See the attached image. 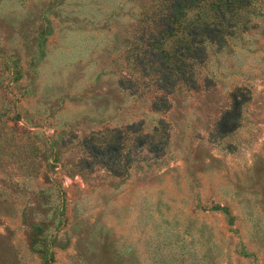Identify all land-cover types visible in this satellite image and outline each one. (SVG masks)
<instances>
[{
    "label": "rangeland",
    "instance_id": "1",
    "mask_svg": "<svg viewBox=\"0 0 264 264\" xmlns=\"http://www.w3.org/2000/svg\"><path fill=\"white\" fill-rule=\"evenodd\" d=\"M158 4L0 0V264H42L35 234L52 264H264V0H195L173 37L131 52ZM219 9L225 42L175 71L186 82L164 91L134 60L154 48L173 65ZM235 91L249 95L240 126L216 136ZM138 123L163 124V156L141 153L125 177L76 172L80 140Z\"/></svg>",
    "mask_w": 264,
    "mask_h": 264
},
{
    "label": "trees",
    "instance_id": "2",
    "mask_svg": "<svg viewBox=\"0 0 264 264\" xmlns=\"http://www.w3.org/2000/svg\"><path fill=\"white\" fill-rule=\"evenodd\" d=\"M195 0H158L157 7L151 9L144 18L145 26L141 28L132 38L134 42H137L134 50L140 49V44L147 42L153 43V47H160L163 42L173 37L178 31V22L181 17L184 16V9L189 8ZM244 7L251 5V0H237ZM228 3V2H226ZM220 10V9H219ZM219 12V11H218ZM221 12V10H220ZM233 12L231 13V15ZM218 20L211 23H192L186 30V39L190 44L189 48L184 45L176 47L173 53V65L166 63L162 56V53L158 55L154 49L150 51L152 56H155L153 63L145 61L144 57L140 56L137 52L134 56V60H137L145 71V66L150 65V70L158 72V82L164 91H169L176 84L186 82L187 78L179 77L183 74V69L188 65L187 60H193V64L203 59L205 52V44L208 42L215 43L219 46L224 44V35H226L227 27L230 25V18H225L223 12H221ZM229 15V17H231ZM225 25V26H224ZM160 56V57H158ZM182 71L179 76L174 75L175 71ZM148 73V70L146 71ZM175 76V77H174ZM128 80L127 83H122L124 86H131L133 88L134 83ZM127 87L126 89H131ZM232 105L229 110L221 116L215 127L216 136H223L234 132L240 126L241 108L249 101V95L235 91L231 95ZM74 137H70L68 140H63L62 144L69 142ZM167 145V135L163 124L154 129V134H143L142 125L131 124L125 127L113 128L98 132L90 136L84 137L79 141L78 146L80 150L81 158L75 165L76 172L78 173H90L95 167L103 168L108 173L115 177H125L132 165L138 161V156L145 152L153 156L154 159L163 156ZM56 154H53V160H57ZM45 221L41 222L44 226ZM33 229V226H31ZM34 230L37 233H41V227L35 226ZM35 238L31 240L29 248L32 251L37 252L40 255L42 264H52L53 255L49 251L51 241L46 240L43 236L35 234ZM37 245V246H36ZM40 245V246H39ZM38 248V249H37Z\"/></svg>",
    "mask_w": 264,
    "mask_h": 264
}]
</instances>
